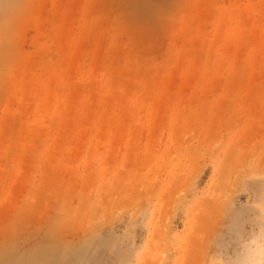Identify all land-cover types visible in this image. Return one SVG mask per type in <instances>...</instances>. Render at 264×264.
Wrapping results in <instances>:
<instances>
[{
    "label": "rangeland",
    "instance_id": "obj_1",
    "mask_svg": "<svg viewBox=\"0 0 264 264\" xmlns=\"http://www.w3.org/2000/svg\"><path fill=\"white\" fill-rule=\"evenodd\" d=\"M261 224L264 0H0V264H232Z\"/></svg>",
    "mask_w": 264,
    "mask_h": 264
},
{
    "label": "clouds",
    "instance_id": "obj_2",
    "mask_svg": "<svg viewBox=\"0 0 264 264\" xmlns=\"http://www.w3.org/2000/svg\"><path fill=\"white\" fill-rule=\"evenodd\" d=\"M232 264H264V224L247 229L237 238Z\"/></svg>",
    "mask_w": 264,
    "mask_h": 264
},
{
    "label": "bare ground",
    "instance_id": "obj_3",
    "mask_svg": "<svg viewBox=\"0 0 264 264\" xmlns=\"http://www.w3.org/2000/svg\"><path fill=\"white\" fill-rule=\"evenodd\" d=\"M217 228V227H216ZM153 264V263H152Z\"/></svg>",
    "mask_w": 264,
    "mask_h": 264
}]
</instances>
